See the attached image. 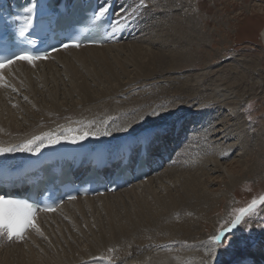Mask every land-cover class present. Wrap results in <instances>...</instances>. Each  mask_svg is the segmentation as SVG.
Masks as SVG:
<instances>
[{
  "label": "bare ground",
  "instance_id": "bare-ground-1",
  "mask_svg": "<svg viewBox=\"0 0 264 264\" xmlns=\"http://www.w3.org/2000/svg\"><path fill=\"white\" fill-rule=\"evenodd\" d=\"M116 2L121 12L118 15L125 17L128 25L119 42L63 49L45 61L18 62L0 72L4 77L0 81V147L23 145L44 133L75 135L77 131L96 133L84 140L91 147L121 143L122 139L133 143L130 138H146L164 124L173 123L175 128L173 121L178 119L180 129L159 136L160 145L152 148L153 153H158L160 146L172 152L171 159L128 188L80 197L54 212L39 214V232L29 229L23 239L17 240L0 234V264H231L222 261V248L209 243L217 226L211 235L201 237L200 226L193 222L201 215L210 220L222 200L210 182L218 179L229 188L238 180L236 173L256 172L258 154L252 150L262 139L250 132L242 105L264 95V73L256 61L237 57L229 65L218 63L188 71L183 79L173 73V68L188 58L184 43H189L188 38L196 31H202L195 14L189 12L190 3ZM170 5L176 7V13ZM160 7L172 12L171 19H164ZM261 37L264 41V29ZM24 98L26 102L20 104ZM19 108L23 119L19 118ZM200 129L202 140L197 137ZM205 135L208 140H204ZM198 141L203 148L211 145L210 157L196 146ZM189 149L194 152H186ZM243 149V155L235 159L239 171L227 159L220 160L235 151L238 156ZM30 153L6 152L0 159H23ZM180 159L190 165L181 169ZM195 161L198 172H193ZM214 172L220 175L212 177ZM163 173L166 180L160 177ZM176 215L184 217V222L174 224L171 218ZM80 216L92 233V238L86 235L85 239L90 244L65 249L54 245L59 236L56 233L65 231ZM169 223L172 227L163 226ZM153 230L168 236L156 244L146 243L143 239ZM48 238L52 247H42ZM122 244L129 247V252L116 259L99 254L109 246ZM253 251L241 253L238 262L264 264Z\"/></svg>",
  "mask_w": 264,
  "mask_h": 264
},
{
  "label": "rangeland",
  "instance_id": "rangeland-1",
  "mask_svg": "<svg viewBox=\"0 0 264 264\" xmlns=\"http://www.w3.org/2000/svg\"><path fill=\"white\" fill-rule=\"evenodd\" d=\"M169 1L170 0H168V2ZM185 3H190L188 5V7L190 6L189 12H191V15L195 14L194 19L197 23V27L201 28L202 31H196L194 35L188 38L190 40H188L189 43H184L183 50L184 53L187 54L188 58H185V60L177 63L179 65L173 68V73L175 75H181L182 77H185L183 79H186V73L188 71L205 69L208 66L218 63L229 65L237 57L256 61L258 69H261L264 73V41L261 37V32L264 29V0H185ZM170 6H172L173 14L174 12L176 13V7L173 5ZM179 7L181 6L179 5ZM160 8V13L164 12V19H171L170 15L172 12L166 11L164 7ZM182 14L185 17L187 16L184 12H182ZM193 23L194 21L190 24V26H193ZM183 25H186V20ZM141 33H144V30H141ZM211 75L213 74L210 73V76ZM23 102H26V98L20 100V104ZM16 107H19V105L17 104ZM242 109L249 120L250 132H254L256 137L260 136L259 138L262 139V141H259V145H255L252 150V152H256V154H258L257 156L255 155L257 161L256 172L242 174L241 171L240 173L238 172L239 175L236 173L239 181L237 180L236 184L229 186V188L228 186H224L222 182H219L218 179L214 182H210V187L215 189L214 193H218L222 200L217 205V209L210 214V220L203 218L201 215L200 217L198 216V218L196 217V221L193 222L200 226L199 236L201 235V237L208 236L215 226H217V233L221 226H226L231 222L236 214V210L245 207L254 198L264 196V95L257 96L250 102L248 101L247 103H244L242 105ZM20 110H22V108L17 109L18 115ZM19 118L23 119L22 115H19ZM229 122L230 121L227 122V125H230ZM199 132H202L201 129L198 130L197 137H200L202 140V133L199 134ZM205 139L208 140L209 136L206 137L205 135L204 140ZM199 141L196 142V146L198 148L200 147V150H203V152H207L206 157H210L211 155L208 151H210L211 145H206L203 148V144L198 146ZM186 152L193 153L194 151L189 149ZM186 152H184L182 156ZM239 152L242 153H238V156H235L234 153H237V151H235L232 154L229 153L228 157L225 159L220 158V160L225 161L227 159V162H229L231 166H235V170H238L239 166L235 159L237 160L241 157V155H243L244 149ZM193 164L195 165L193 172H198V162L195 161ZM189 165L190 164L185 160H181V163H179V166L183 167L181 169H186ZM165 173L160 176L162 180H164V178L165 180L167 179ZM218 175L220 174L215 172L211 174L212 177ZM161 192H164V190L161 189ZM88 219L91 227H93L94 225L91 214L88 215ZM171 219L174 221V224H181V222H184L185 220L184 217L179 215H176ZM211 219L214 221L212 222ZM190 221H192V219ZM79 223H81L80 229L76 230L75 228ZM69 226L70 227L65 231L56 233L59 234V236L54 242L52 240L54 245L58 247L64 246V249L66 247L68 248L69 245H88L89 242L85 240L87 237L86 235L92 238V233L88 229L84 216L78 217ZM163 226L172 227L170 223ZM249 226L250 231H245V229L249 228ZM69 229L71 231L67 232ZM81 229L83 231H81ZM235 231L236 240L232 247H230L227 251L222 248V261L231 264H241V262H238V256L241 253L250 254L254 250L253 253H257L261 259L260 261L264 262V249L259 243L261 239H264V205H258L255 212L250 216H246L245 223L238 226ZM167 236L168 235L164 232L153 230L148 233L143 240L146 241V243L156 244L159 241L166 239ZM75 239L79 242L81 240L83 241L77 243ZM252 240L256 241L255 245H250L249 242ZM165 241L166 240H164V242ZM43 245L46 246L44 248L52 247L49 238L42 243V247ZM128 249L129 247H125L124 244L114 245L107 247L99 254H102L105 258L113 260L118 258L119 255L127 254L129 252Z\"/></svg>",
  "mask_w": 264,
  "mask_h": 264
},
{
  "label": "snow or ice",
  "instance_id": "snow-or-ice-1",
  "mask_svg": "<svg viewBox=\"0 0 264 264\" xmlns=\"http://www.w3.org/2000/svg\"><path fill=\"white\" fill-rule=\"evenodd\" d=\"M47 7L42 6L39 0L32 3L31 6L25 8L26 16L22 21L19 29V34L23 36L25 32L30 29L33 25L34 15L38 8ZM107 9H101L98 12H94V18L102 17L105 15ZM115 30V29H114ZM65 48L69 46L79 47V42L69 38V43L63 45ZM54 51L57 49H53ZM40 56H33L24 50L19 53H13L11 56L0 59V70L8 68L16 60H24L32 63L34 60L46 58ZM3 75H0V81H3ZM128 131V129H124ZM72 132L71 129L68 130ZM104 135H110L105 132ZM90 136L95 137L96 133L90 131L79 132L75 135H69L64 133H44L40 136H34L32 139L26 141L23 145H17L15 147L4 148L0 147V154L6 152L20 151V152H39L43 147H49L55 144H59L62 141L68 143H81L88 139ZM69 199H75V197H69ZM258 205H264V196L254 198L248 205L236 210L234 218L226 226H221L220 230L213 236L210 237L209 243L215 248H223L227 251L236 240V229L245 223V217L252 215ZM53 207H39L29 204L26 201H20L17 199L6 198L0 194V234H6L9 239H23L24 234L29 229H33L37 232L40 231L39 226L36 224V214L38 211H52ZM245 231H250L246 228ZM250 245H255L256 241L252 240L249 242ZM261 247H264V239L260 240Z\"/></svg>",
  "mask_w": 264,
  "mask_h": 264
}]
</instances>
